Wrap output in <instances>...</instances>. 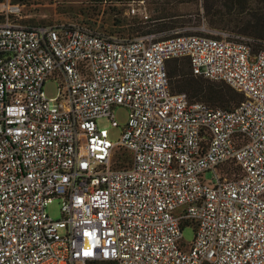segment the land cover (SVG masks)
Listing matches in <instances>:
<instances>
[{
	"label": "built area",
	"instance_id": "obj_1",
	"mask_svg": "<svg viewBox=\"0 0 264 264\" xmlns=\"http://www.w3.org/2000/svg\"><path fill=\"white\" fill-rule=\"evenodd\" d=\"M28 2L0 0V264H264L257 40L209 29L122 37L83 18L21 23ZM119 3L148 21L144 0ZM175 58L243 99L221 108L172 92ZM115 105L129 113L112 142L96 120L117 126ZM53 198L59 219L46 212Z\"/></svg>",
	"mask_w": 264,
	"mask_h": 264
},
{
	"label": "rangeland",
	"instance_id": "obj_2",
	"mask_svg": "<svg viewBox=\"0 0 264 264\" xmlns=\"http://www.w3.org/2000/svg\"><path fill=\"white\" fill-rule=\"evenodd\" d=\"M15 2L17 0H11ZM32 1V0H30ZM119 0H35V4L24 9V19L21 23L26 24H55L56 20H80L82 18L89 25L101 31H106L112 35L122 37H134L146 33H154L157 37H161L163 31H198L209 30H227L244 34L246 36H254L264 41V22L260 23V29L245 30L241 26L247 24L246 15L249 10L258 12L264 11V0H245L246 11L238 14V10H220L226 9L222 5V0H144V4L149 14L146 22H141L135 16L126 14V6L118 4ZM215 7L214 9L212 7ZM219 10H215L218 9ZM248 10V11H247ZM67 18V19H66ZM169 26V27H162ZM264 47V46H261ZM255 49L260 47L254 44ZM167 64L173 65L175 62L179 66V70L173 75H169L170 88L172 91H183L187 94L191 101H202L211 107H221L212 104L205 98L204 93H191L187 89L180 88L181 80L194 79L195 82L202 83L205 88L209 86L216 88L221 83L213 79H206L194 76L190 72L188 61L185 58H175ZM43 90L48 98L56 97L58 93V82L55 79L47 78L43 84ZM223 108V107H221ZM113 116L117 122V126L111 125L110 119L106 116L97 118V124L108 130V137L112 142L120 139L123 128L128 119L129 110L123 105H115L112 108ZM205 178H211V173H206ZM47 214L54 218L61 217L60 200L53 198L46 206ZM182 239L190 242L194 235L192 226H183L181 230Z\"/></svg>",
	"mask_w": 264,
	"mask_h": 264
},
{
	"label": "trees",
	"instance_id": "obj_3",
	"mask_svg": "<svg viewBox=\"0 0 264 264\" xmlns=\"http://www.w3.org/2000/svg\"><path fill=\"white\" fill-rule=\"evenodd\" d=\"M221 3L224 7H226V9L220 8V10H229V11L238 10L237 11L239 12L238 14H243L246 11L245 10L246 9L245 0H222ZM215 10H219V8ZM246 13H247L246 15H248L250 18L247 19L248 23L242 25L241 28L245 30H252L253 32H255V30H259L260 29L259 24L264 22V11L258 12L255 10H249ZM162 27H169V26H162ZM262 36H264V34H262ZM252 38L257 40L255 43L256 45H258L260 48H264V47H261V46H264L263 40L256 38L254 36H252ZM171 61H176V59L168 60L167 64ZM167 64H166V67H167ZM178 70H179V66L175 62L173 65H169V71L167 70V75L170 74V76H173ZM194 76H197V75H194ZM168 79H169V75H168ZM181 81L182 82L180 83V88L187 89L191 91V93H195V94L204 93L205 98L208 101H210L212 104L220 105L223 108H231L243 99V95L240 92H238L233 87H231L229 84L221 80H216V81L221 82L219 86H217L216 88H212L210 86L208 88H205L202 83L195 82L194 79L186 78ZM172 92L178 93V92H183V91H172ZM87 264H115V262L110 261V260H95V261H89L87 262ZM204 264H207V263H204Z\"/></svg>",
	"mask_w": 264,
	"mask_h": 264
},
{
	"label": "snow or ice",
	"instance_id": "obj_4",
	"mask_svg": "<svg viewBox=\"0 0 264 264\" xmlns=\"http://www.w3.org/2000/svg\"><path fill=\"white\" fill-rule=\"evenodd\" d=\"M85 235H89V233H85ZM89 253L86 251L85 252V255H88Z\"/></svg>",
	"mask_w": 264,
	"mask_h": 264
},
{
	"label": "crops",
	"instance_id": "obj_5",
	"mask_svg": "<svg viewBox=\"0 0 264 264\" xmlns=\"http://www.w3.org/2000/svg\"><path fill=\"white\" fill-rule=\"evenodd\" d=\"M83 17V16H82ZM82 17L81 18H79V19H82ZM59 19H62V17L61 18H59ZM67 19V18H66ZM71 20H76V19H71Z\"/></svg>",
	"mask_w": 264,
	"mask_h": 264
},
{
	"label": "flooded vegetation",
	"instance_id": "obj_6",
	"mask_svg": "<svg viewBox=\"0 0 264 264\" xmlns=\"http://www.w3.org/2000/svg\"><path fill=\"white\" fill-rule=\"evenodd\" d=\"M212 8L214 9L215 7L213 6Z\"/></svg>",
	"mask_w": 264,
	"mask_h": 264
}]
</instances>
